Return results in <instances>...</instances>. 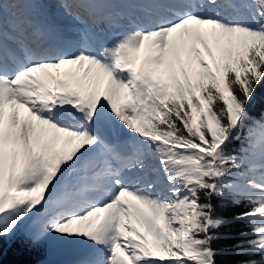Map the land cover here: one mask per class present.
Wrapping results in <instances>:
<instances>
[{
  "label": "snow or ice",
  "instance_id": "1",
  "mask_svg": "<svg viewBox=\"0 0 264 264\" xmlns=\"http://www.w3.org/2000/svg\"><path fill=\"white\" fill-rule=\"evenodd\" d=\"M261 85L264 0H0V264H264Z\"/></svg>",
  "mask_w": 264,
  "mask_h": 264
},
{
  "label": "trees",
  "instance_id": "2",
  "mask_svg": "<svg viewBox=\"0 0 264 264\" xmlns=\"http://www.w3.org/2000/svg\"><path fill=\"white\" fill-rule=\"evenodd\" d=\"M264 105V85L258 86L256 92V100L254 105H250L252 113H257L260 111L261 107ZM242 208L240 206H233L231 203H227L220 208L222 214L231 215L234 212L240 211ZM244 227L243 224H236V230H240ZM221 243H232V241H226ZM37 255L29 251L24 245H11L8 247L4 246L3 262L4 264H30L32 263ZM243 256H229L218 258L225 262V264H233V262L244 259Z\"/></svg>",
  "mask_w": 264,
  "mask_h": 264
}]
</instances>
